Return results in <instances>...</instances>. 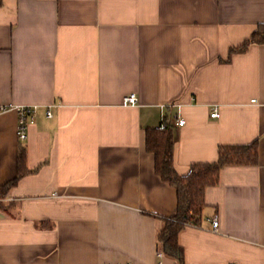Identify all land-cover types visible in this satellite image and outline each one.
I'll return each instance as SVG.
<instances>
[{"label": "crops", "instance_id": "obj_1", "mask_svg": "<svg viewBox=\"0 0 264 264\" xmlns=\"http://www.w3.org/2000/svg\"><path fill=\"white\" fill-rule=\"evenodd\" d=\"M259 23L264 0H1L0 105L37 109L23 141L0 112V185L20 147L29 170L0 198V264H177L155 245L176 193L145 149L162 115L184 121L179 175L257 140L178 233L183 264H264V43L225 61Z\"/></svg>", "mask_w": 264, "mask_h": 264}, {"label": "trees", "instance_id": "obj_2", "mask_svg": "<svg viewBox=\"0 0 264 264\" xmlns=\"http://www.w3.org/2000/svg\"><path fill=\"white\" fill-rule=\"evenodd\" d=\"M262 43L264 23H259L248 39L229 48L225 61H228L233 53L245 52L251 44ZM163 122V128L158 125L156 128L145 129V149L154 157L155 173L174 188L177 201L175 211L171 215L160 217L162 225L156 232L155 245L157 252L172 258L177 264H183V249L178 243V233L186 225H200L206 206L204 191L207 187L217 184L222 167L257 163V140L247 145H220L217 148L216 161L192 163L185 174L179 175L173 166V145L176 139L174 125L168 116H165ZM28 172L25 149L20 147L17 153L16 174L0 185V198ZM2 206L0 203V207Z\"/></svg>", "mask_w": 264, "mask_h": 264}, {"label": "built area", "instance_id": "obj_3", "mask_svg": "<svg viewBox=\"0 0 264 264\" xmlns=\"http://www.w3.org/2000/svg\"><path fill=\"white\" fill-rule=\"evenodd\" d=\"M137 102V97L134 93H130L128 95L123 96L122 98V104L123 105H134ZM13 108L17 115H18V121H17V127H16V135L19 140L23 141L26 136V128L30 124H35L36 123V105H17V106H1L0 105V112L6 111L7 109ZM46 116L47 117H52L51 112L46 111ZM211 117L217 116L216 110H213L210 113ZM165 119V116L162 115L160 119V124L159 127L163 128L165 126V123L163 122ZM173 125L174 126H180L184 123L183 119L175 116L174 118ZM211 225V228L213 231H217V226H218V219L216 215H213L209 218L206 219ZM160 256V253L157 254Z\"/></svg>", "mask_w": 264, "mask_h": 264}]
</instances>
